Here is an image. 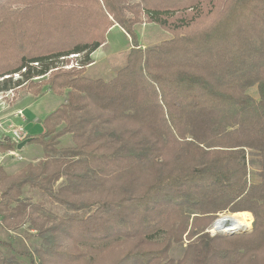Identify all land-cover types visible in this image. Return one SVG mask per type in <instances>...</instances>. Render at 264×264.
<instances>
[{"label": "trees", "instance_id": "trees-1", "mask_svg": "<svg viewBox=\"0 0 264 264\" xmlns=\"http://www.w3.org/2000/svg\"><path fill=\"white\" fill-rule=\"evenodd\" d=\"M143 17L173 37L140 44ZM113 26L126 63L91 76ZM31 83L66 99L41 156L0 166V264H264V0H0V91Z\"/></svg>", "mask_w": 264, "mask_h": 264}, {"label": "rangeland", "instance_id": "rangeland-1", "mask_svg": "<svg viewBox=\"0 0 264 264\" xmlns=\"http://www.w3.org/2000/svg\"><path fill=\"white\" fill-rule=\"evenodd\" d=\"M190 13V12H189ZM142 23L137 25V36L138 42L144 46H150L154 44H158L163 40L170 39L173 37V34L168 30L162 28L160 25L151 23L148 21L147 18L142 19ZM107 40L105 44L99 47L93 54L92 58L94 60L93 63L90 64L86 68L87 74L95 77H102L105 79H109L116 74V71L125 65L126 63V56L131 48V38L130 36L124 31L123 28L119 26H113L109 32L107 33ZM77 55H72L68 57V64L65 65L66 68H71L73 66H78ZM36 82L41 79H35ZM35 83L28 84L24 87L17 88L13 92H9L5 94V105L0 108H4L0 114L10 116L16 124L23 125L29 131V137L37 135L38 131H41L42 128L39 119L41 120L42 117L48 116L52 111L58 108L62 103L65 102L66 99V91L59 95L53 92L46 83H40L38 86H34ZM248 92L253 95L257 96V89L256 87H251L248 89ZM21 109L23 112L19 115V117H15V112ZM37 110V114H31L30 112L34 113ZM25 116L27 119L23 121L21 118ZM44 120V119H43ZM42 121V120H41ZM65 140V143L71 142L70 137L65 136L62 138ZM41 148L38 144H27L26 147L20 149L19 156H7L4 152L0 153V166H4L8 170L15 171L17 167L19 168L20 162L22 161H31L35 158L41 156ZM17 157V158H16ZM251 178H256L254 175L255 168H251ZM1 193V192H0ZM244 212V211H243ZM240 213V212H239ZM246 213V212H245ZM248 214L252 216V222L249 230L244 231L242 233H247L252 229L253 224V214L247 211ZM234 214H238L237 212ZM227 215H233L231 213H222L219 215L218 218L213 221V223L207 228L206 231H209L211 234H216L218 232L226 234L223 231H214L215 222L218 219L223 218ZM2 232L0 233V237L6 239L7 234L15 236L14 240H19V230H11L8 231L7 229H1ZM238 234V233H237ZM26 235V234H25ZM229 235V234H227ZM187 241V240H186ZM39 242L38 238H32L28 241L26 240V244L31 248H34ZM120 250L116 248L111 253L112 259L111 261L118 258ZM119 253V254H118ZM172 255L175 257H180L182 254V249L180 246H175L171 251ZM120 257V256H119ZM110 260V259H109ZM110 261V262H111ZM109 262V263H110Z\"/></svg>", "mask_w": 264, "mask_h": 264}, {"label": "built area", "instance_id": "built-area-1", "mask_svg": "<svg viewBox=\"0 0 264 264\" xmlns=\"http://www.w3.org/2000/svg\"><path fill=\"white\" fill-rule=\"evenodd\" d=\"M15 77H18V74ZM13 91H0V107L5 105V94ZM3 109L0 108V113ZM22 112V110L15 112V117H19ZM27 138H29V131L23 125L16 124L8 115L0 114V153L4 152L7 156H19L18 144ZM7 142L13 143L15 147L4 149L2 146Z\"/></svg>", "mask_w": 264, "mask_h": 264}, {"label": "bare ground", "instance_id": "bare-ground-1", "mask_svg": "<svg viewBox=\"0 0 264 264\" xmlns=\"http://www.w3.org/2000/svg\"><path fill=\"white\" fill-rule=\"evenodd\" d=\"M252 219V216L247 212L227 215L218 220L216 229L226 232L249 230Z\"/></svg>", "mask_w": 264, "mask_h": 264}, {"label": "water", "instance_id": "water-1", "mask_svg": "<svg viewBox=\"0 0 264 264\" xmlns=\"http://www.w3.org/2000/svg\"><path fill=\"white\" fill-rule=\"evenodd\" d=\"M31 140H32V137L25 139L24 141H22L21 143L18 144V148L23 149ZM218 220L215 222V225H214V231H216V232L221 231V230L216 229V224H217ZM244 231H247V230H244ZM244 231H231V232L223 231V232H225L226 234H237V233L240 234Z\"/></svg>", "mask_w": 264, "mask_h": 264}, {"label": "crops", "instance_id": "crops-1", "mask_svg": "<svg viewBox=\"0 0 264 264\" xmlns=\"http://www.w3.org/2000/svg\"><path fill=\"white\" fill-rule=\"evenodd\" d=\"M21 109H23V108H19V110H21ZM30 113L34 115V114H37L38 112H37V110H36L34 113H32V112H30ZM45 117H46V116H45ZM45 117H42V118H41L42 121L39 119L42 128H43V119H45ZM21 118L23 119V121L27 119L24 115H23ZM19 119H20V117H19ZM42 131H43V129H42L41 131H38L37 133L40 134ZM38 134H37V135H38ZM34 136H35V135H34Z\"/></svg>", "mask_w": 264, "mask_h": 264}]
</instances>
